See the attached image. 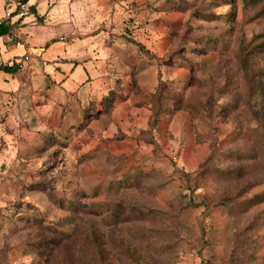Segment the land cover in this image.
<instances>
[{
	"label": "rangeland",
	"instance_id": "obj_1",
	"mask_svg": "<svg viewBox=\"0 0 264 264\" xmlns=\"http://www.w3.org/2000/svg\"><path fill=\"white\" fill-rule=\"evenodd\" d=\"M37 3L0 69V264L39 229L50 264H93V230L100 264H264V0Z\"/></svg>",
	"mask_w": 264,
	"mask_h": 264
},
{
	"label": "trees",
	"instance_id": "obj_2",
	"mask_svg": "<svg viewBox=\"0 0 264 264\" xmlns=\"http://www.w3.org/2000/svg\"><path fill=\"white\" fill-rule=\"evenodd\" d=\"M29 2V0H20L19 2V6L17 7V13L19 12V9L21 6L26 5ZM31 14H36L38 16L37 10H36V6H31L29 9ZM23 19V18H21ZM38 21L42 22L43 19L41 18H37ZM20 21L18 20L17 22L12 23L11 21H3L0 24V36H7V35H12L14 33V31L19 27L20 25ZM263 45L261 44V46L264 47V41L262 42ZM139 47H140V51H145L147 54H149V51L145 50L144 47L141 44L136 43ZM143 49V50H141ZM152 57H156L153 55H150ZM245 61V62H244ZM246 63V56H244V54H242V64ZM0 69L8 72L12 75H17L19 73V68L17 67H9V66H4V65H0ZM164 86V85H163ZM156 107L154 110V115L152 116V125L155 128V126L158 124L159 122V118H160V111H161V100H162V91L161 89H159V91L156 94ZM23 209V208H22ZM24 210V209H23ZM20 219H24V218H20ZM40 218H35L34 220L31 219H27V225L25 224L24 226H16L15 228H13L12 230V235H14V233H18V234H22V229L25 227H28V225L31 226L35 225L38 226L39 228L44 229H51L53 230V228H51V224H47L42 220L40 223H38V220ZM40 231V235L38 233V235L36 237H34L33 239H28V237H24L23 240V246H25L27 248L28 254L30 256H32V258L34 259V261L32 262V264H50L51 262V255H52V251L54 250V247L58 245V242H56L57 238H52V237H48L45 235L44 231H42L41 229H39ZM89 234V238L92 239L93 243L92 245H94V247L96 248L95 251V255L93 256L94 259V263L93 264H100V263H105L107 256H108V249L105 243V236L104 234L99 233L96 230H93L91 232L88 233ZM54 236H56L54 234ZM2 247L0 248L2 251L7 252V238L5 240V245H1ZM57 251V250H56ZM42 257H45L46 259L41 262Z\"/></svg>",
	"mask_w": 264,
	"mask_h": 264
},
{
	"label": "crops",
	"instance_id": "obj_3",
	"mask_svg": "<svg viewBox=\"0 0 264 264\" xmlns=\"http://www.w3.org/2000/svg\"><path fill=\"white\" fill-rule=\"evenodd\" d=\"M9 0H7L6 1V10H5V13H4V15H2V16H0V20H5V14H6V12L7 11H14V10H16V8H17V4H15V5H12V4H9V2H8ZM30 1L31 0H29V2L26 4V5H28L29 6V9H30V7L31 6H36V10H37V13H39V5L40 4H38L37 3V0H34V4H32V5H29V3H30ZM19 5V4H18ZM49 5V4H48ZM50 7H48L47 8V12H48V14L50 13ZM53 14L55 13V12H52ZM31 14V13H30ZM29 14V15H30ZM26 18V17H25ZM25 18L23 17V19H18V18H15L14 19V21L13 22H17L18 20H21L20 21V25H19V27L17 28V30H15L14 31V33H13V39H15L16 41H17V39L18 40H21V41H23V44H21V45H19L20 47H21V52H17L15 55H13V57H11L12 59H9V61L10 60H13V59H15V58H17V57H21V56H24V55H26V54H30V55H32V57L33 58H35V55H37V53H36V47H35V43H33V40H32V42H31V38L29 37L30 35H29V33H27V31L26 30H28L29 28H28V23L25 21ZM7 37H10V39H11V35H7ZM13 40H11V41H9V42H12ZM14 43H15V41H13ZM8 61V62H9ZM8 62H5V63H0V65L2 64V65H4V64H6V63H8ZM18 75V74H17ZM16 76V75H15ZM13 92V91H12ZM11 92V93H12ZM18 92V91H17Z\"/></svg>",
	"mask_w": 264,
	"mask_h": 264
},
{
	"label": "built area",
	"instance_id": "obj_4",
	"mask_svg": "<svg viewBox=\"0 0 264 264\" xmlns=\"http://www.w3.org/2000/svg\"><path fill=\"white\" fill-rule=\"evenodd\" d=\"M22 7V6H21ZM22 11L21 12H16V10L14 11H7L6 14H5V20H0V24L3 22V21H11L12 23L13 20L15 18H18V19H21L25 16V10H24V7L20 8ZM13 34L11 35V40L15 41V43L17 45H21V42L19 40H15L13 39ZM30 60V57L29 55H24V56H21V57H17L13 60H10L8 63L4 64V66H9V67H17L20 69H22Z\"/></svg>",
	"mask_w": 264,
	"mask_h": 264
}]
</instances>
